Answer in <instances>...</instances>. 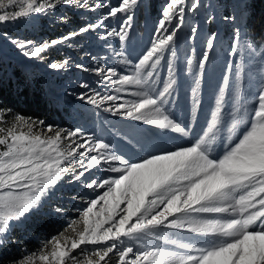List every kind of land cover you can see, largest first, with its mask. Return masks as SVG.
Returning <instances> with one entry per match:
<instances>
[{"label":"snow or ice","instance_id":"obj_1","mask_svg":"<svg viewBox=\"0 0 264 264\" xmlns=\"http://www.w3.org/2000/svg\"><path fill=\"white\" fill-rule=\"evenodd\" d=\"M59 2L73 4V0ZM138 2L139 0H120L118 6L111 7L107 16L98 23L80 27L78 32L64 36L63 40L101 27L103 20L108 17L129 13ZM17 3L18 0H0V10L6 6L15 7ZM184 4L185 0H170L163 10V18L159 21L158 28V31L168 34L157 36L152 46L135 65V74L124 75L116 81L117 83L134 84L141 88L148 83L153 71L145 73L144 70H154L165 50L171 48L176 31H169L165 26L171 23L174 17H178V26L183 24ZM56 5L57 0H19V10L3 11L0 14V23L27 17L31 13L43 12L46 8L53 9ZM198 5L199 0H194L190 10H195ZM86 6L85 3L80 4V7ZM104 6L100 4L95 7ZM131 19L132 16L128 15L127 22ZM127 22L119 31L112 29L107 32V36H118L121 42L126 40L127 27L130 26ZM196 31L197 28L193 27L192 33L195 34ZM239 41L237 33L230 50L232 55L240 53L241 49L237 47ZM61 42L45 40L36 46L28 47L32 44L28 41L27 44H18V47L26 56L40 58L46 49ZM206 47L208 50L214 47V38L206 41ZM255 54L260 56L259 52ZM208 59V51L203 52L198 62L200 73L203 72ZM121 63L131 62L122 60ZM187 63L191 66L193 60L190 58ZM259 63L261 66L256 71L264 80V59ZM64 66L57 63L50 65L53 69ZM98 71L103 72L102 69ZM169 72L171 73V64ZM228 72H233L232 65H229ZM107 73L111 76L117 75L115 68H108ZM252 75L250 72L249 76ZM234 79L233 92L239 102L240 87L244 80L242 64L235 66ZM173 83L171 80L166 83L156 96L147 92L138 93L142 97L138 101L128 106L119 104L115 110H106L112 111L113 115H124L137 121L145 120L148 124L187 135L188 129L165 114L162 107ZM229 85L230 77L226 74L216 97L211 119L203 134L194 143L149 155L135 163H128L114 152L105 157L103 153L110 151L111 145L104 140L93 141L90 137L83 143H76L72 138L82 135L79 128L63 132L48 125L46 131L49 135L45 136L43 132L35 130V122L16 115L12 126L0 127V243H3V237L10 230L12 222L21 220L39 208L43 199L63 179L64 174L70 171L64 165L75 159L78 149H84L79 155L88 157L89 167L75 174L73 176L75 180H80L86 171L100 165L102 161L121 162L125 166L109 169L118 174L115 178L86 183L85 187L89 189L96 186L106 188V191L88 201V206L83 211L84 228L77 233L78 238L71 240L70 248L62 247L61 242L56 241L54 250L50 253L51 260L56 261V264H65L69 258L74 260L71 251L81 245H99L110 241V245L93 253L98 259L88 262L100 264L117 247L116 241H120L121 237L136 238L138 234L163 240L184 251L150 247L134 252L132 247H126L119 250L120 264H264V83L259 85L258 93L252 101L250 120L243 121L247 127L234 143H230L223 155L213 157L206 144L209 138L214 140L215 134L220 130L221 112ZM199 87L198 74L195 87L192 89L194 94ZM97 96L99 93L87 97V102L100 107L104 101L114 99L110 95H105L98 100ZM9 111L0 107V114ZM235 111H239V108ZM43 123L39 121V124ZM235 126L236 120L233 117V126L228 131L234 132ZM65 140L72 142L65 147L63 145ZM93 152L98 155H92ZM76 162L84 166L83 160ZM100 201L104 202L105 207L94 213L93 210ZM123 204H126V208H121ZM105 211L108 213L106 217L89 223L90 214L99 217ZM193 212L224 218H193L191 216ZM169 217L173 219L169 220ZM106 224L109 226L104 227ZM161 227L178 229L211 239L198 246L159 235L156 230ZM130 253L134 258L129 260ZM39 259L49 261L51 264L49 255H41ZM21 264H34V259L29 256L21 261Z\"/></svg>","mask_w":264,"mask_h":264},{"label":"rangeland","instance_id":"obj_2","mask_svg":"<svg viewBox=\"0 0 264 264\" xmlns=\"http://www.w3.org/2000/svg\"><path fill=\"white\" fill-rule=\"evenodd\" d=\"M105 1L107 4H105ZM193 2L194 0H185L182 25L178 26V17H174L171 23L166 24L165 27L169 31H176L174 42L170 49L165 50L160 63L154 70H144L145 73L147 71H153V76L148 78V83L143 88L134 84H119L116 81L120 80L124 75H134L135 65L152 46L157 36L168 34L163 31H158V28L159 21L163 18V10L170 3V0H156L154 15L150 14L147 17L146 15H142L140 20L138 19V4L129 13H120L113 17L115 25H119V27L122 26L120 25L121 23L127 22L128 15H131L132 19L130 26L127 27L128 35L126 40L121 42L118 36H112L104 43V50L106 52L105 64L98 62L100 57H104V54L101 55L96 50L95 55L92 57L90 55L86 56L87 52L85 51L83 53L84 60L81 58L80 62H75L66 53L64 55L66 59H61L58 62H54L52 58H48L47 53L59 51L62 47H66L68 40L64 41V36L55 38L54 40L62 42L46 49L40 58L28 57L18 47V44H27L28 41L32 42L28 47L36 46L45 40L49 42L53 41L45 39L47 37L45 33L48 30L44 28V24L47 25L46 27H49L55 24L56 21H65L66 16H63L62 11L54 8H46L43 12L31 13L27 17H20L15 20L0 23V61L3 58L11 57L13 59L12 62L15 64L12 65L13 71H19L18 73L24 75L31 83L39 80L45 90L41 95L49 102V105L54 106L55 109H60L63 115L83 105L81 103L83 101L81 97L86 98L87 95L84 93L86 92V87L81 86L83 79L84 81L86 79H95V89L91 96L99 93V96H97L98 100L105 95H110L114 98L113 100L104 101L98 108L100 113H104L100 118H95L96 114L94 111L90 114L91 110L85 104L86 115L89 119H85L84 121L77 118L73 121H70L71 119L62 120L61 116L55 113L53 115L51 114V117L42 120L44 122L42 125L39 124V121L31 120L36 123L35 130L43 132L47 136L49 135L46 131L48 125H51L54 130L59 129L63 132L79 128L81 129L82 135L72 138L76 143H83L90 137L93 141L104 140L111 145L110 151L103 153L105 157H108L114 152L117 155H121L128 163L139 162L149 155L160 154L165 151L174 150L179 146H189L194 143L203 134L211 119V113L215 108V100L219 95L223 77L228 74L230 77V85L226 91L225 104L221 112L220 130L215 134L216 138L214 140L209 138L206 144L211 156L219 157L223 155L227 147L230 146V143H234L247 127L243 121L250 120L253 107L252 101L258 93L259 85L264 83V80L261 79L259 72L256 71L261 66L259 63L260 60L252 63L250 59L248 67L244 69V80L240 87L239 102H237L233 92V85L235 84L234 73L235 66L241 64V57L238 54L232 55L230 53L231 47L228 50H226L225 46L224 48L222 46L221 48L218 47V45L220 46L221 39L217 34V27H213V25L217 20L215 15L216 9L229 5L231 17L228 20V25L232 30H236L239 26L238 12L241 9V3L237 0H199L198 7L195 10H190ZM79 3H85L87 6L80 7L79 5L78 9H74V11H77L83 19L86 18V21L89 20V15L95 17L93 21L97 23L103 17L107 16L111 7L118 6L120 0H82ZM100 4L105 6L95 7ZM80 9L84 10L85 13L88 12L89 15H82L84 12H81ZM16 10H19V0L15 7L6 6L5 9L0 10V14L3 11ZM123 25L125 24L123 23ZM59 27L60 25H58ZM193 27L197 28L195 34L192 33ZM99 29L100 27L96 31H99ZM70 34L71 32H69V36ZM209 38H214V47L211 50H208L206 47V41ZM131 42L132 44L129 45ZM205 51H208L209 59L205 64L203 72L200 73L198 62ZM219 55V64L223 62V65L228 66L220 71L213 70L215 63H218L214 60V56ZM190 58L193 60L191 66L187 63ZM226 59L227 61H225ZM122 60L130 61L131 63H121ZM52 63L64 64L65 66L63 68L53 69L50 67ZM169 64H171V73L169 72ZM208 65L210 66L208 67ZM229 65L233 66L232 73L228 72ZM2 68L5 71L6 68L4 66ZM108 68H115L117 75L111 76L108 74ZM101 69L103 72L98 71ZM250 72L253 73L252 76H249ZM40 73L42 74L41 78L37 77V74L40 75ZM98 74H101L100 79L96 81L97 78L95 77ZM198 74L200 87L194 94L192 89L195 87V80ZM10 76L13 77L14 74L11 73ZM170 80L174 81V83L162 107L165 114L188 129L187 135L177 133L171 129L158 127L155 124H148L145 120L137 121L124 115H113L112 111L106 110H115L119 104L128 106L138 101L142 98L138 93L147 92L149 95L156 96ZM196 101L199 102L196 103ZM236 108H239V111H235ZM70 114L71 117L74 116V114ZM110 117L115 118L111 120L109 119ZM233 117L236 120L235 131L229 132L228 129L233 126ZM14 121L15 119L10 118L6 124L4 121L0 127L8 128L12 126ZM71 142L65 140L63 145L67 147ZM80 151H84V149H78L75 159L69 160L64 165L70 171L64 174L63 179L43 199L39 208L32 211L36 215H45L50 224H73V229L65 232V234L54 230L46 236H34L33 244L30 246L31 248L23 249L16 258L10 262L1 264H21V261H24L29 256L33 257L34 264H49V261L39 259L41 255H49L51 264H56V261L51 260L50 255L54 250L56 241L59 240L62 247L70 248L71 240L78 238L77 233L84 228L83 211L88 206V201L95 198L98 194L102 195L106 191V188L102 189L96 186L89 189L85 187L86 183L92 180L102 182L104 179L115 178L118 174L111 172L109 169L111 167L123 168L125 166L121 162L109 161L105 163L102 161L100 165L91 167L90 171H86L85 176L81 177L80 180H75L73 178L75 174L84 171L85 167H89L87 165L88 157L80 156ZM91 154L98 155L95 152ZM77 160H83L84 166L82 167L78 164L76 162ZM66 191L73 193V200H65L69 199V196L72 195H69ZM56 203H63L65 206H59ZM42 204L45 205V208L42 207ZM66 204L71 207H66ZM102 207H105V205L103 201H100L93 210L94 213L99 212ZM121 208H126V204L121 205ZM107 215V211L99 217L90 214L89 223L92 224ZM191 216L193 218H224L194 212L191 213ZM26 219L28 221L31 220L30 217L28 219V216ZM171 219L173 217H169V220ZM108 226L107 224L104 225V227ZM156 231L163 237L177 239L198 246L205 244L206 241L211 239L172 228L161 227ZM65 240H67V245H65ZM214 242L218 243L219 241ZM110 243L109 241L99 245H81L79 248L71 251V257H74V260L69 258L65 264H88L89 261H95L98 258L93 253L110 245ZM116 244L117 247L100 264H120L119 250L126 247H132L134 252L143 251L150 247L184 251L163 240H157L145 234H138L136 238L121 237V240L116 241ZM133 258L130 253L128 259Z\"/></svg>","mask_w":264,"mask_h":264},{"label":"trees","instance_id":"obj_3","mask_svg":"<svg viewBox=\"0 0 264 264\" xmlns=\"http://www.w3.org/2000/svg\"><path fill=\"white\" fill-rule=\"evenodd\" d=\"M241 3V9L238 12L239 26L236 30H232L228 25V20L231 17V11L229 5L226 7H219L215 11L217 20L214 22V26L217 27V34L221 39L219 48H226L228 50L232 47L233 42L237 36L240 37V41L237 47L241 49L238 54L241 57V64L244 69L248 67L249 60L254 63L257 60L264 59V0H237ZM156 0H140L138 10V19H141L142 15L150 16L154 15ZM71 14L67 13V19L64 26L68 22V18ZM54 38V37H53ZM225 43V44H223ZM132 42L129 44L131 45ZM251 45V47H249ZM256 52L260 53V56H256ZM133 55V54H132ZM229 56V54H228ZM219 56H214L215 63L214 69L220 71L228 65L219 64ZM228 58V57H227ZM0 61V107L9 109V112L0 114V125L7 123L11 119H15L16 115H21L26 119L32 121H42L45 118L51 117L53 114L57 113L61 116L62 120L71 119L70 121L81 119H89L86 115V107L81 105L78 109L68 112L63 115L60 109H55L54 106L49 105V102L41 95L45 90L40 84V81H31L18 73L13 71L12 65L14 64L11 57H6ZM227 61V59L225 60ZM15 65V64H14ZM4 66L6 69L2 68ZM210 65H208L209 67ZM13 73L14 76L11 77L10 74ZM74 114L71 117V114ZM52 114V115H51ZM104 113H98L95 118H100ZM114 120V118H109ZM7 126V125H2ZM9 126V125H8ZM69 193V199L66 201L73 200V193ZM59 206H65L63 203H56ZM43 205V204H42ZM43 205L42 207H44ZM66 207L70 208L68 204ZM45 208V207H44ZM30 217V221H28ZM26 217L19 221H14L11 224L10 230L3 237V243H0V264L7 263L16 258L19 253L25 248H31L33 244L34 236H46L49 232L60 231V233L65 234V232L73 229V224L66 223H48L45 215H36L32 212ZM37 216V217H35ZM36 220V221H35Z\"/></svg>","mask_w":264,"mask_h":264},{"label":"built area","instance_id":"obj_4","mask_svg":"<svg viewBox=\"0 0 264 264\" xmlns=\"http://www.w3.org/2000/svg\"><path fill=\"white\" fill-rule=\"evenodd\" d=\"M82 0H73L72 5H66L61 2H57V5L54 9L58 11H62L63 16H66L67 19V13L69 12L71 15L68 18V22L63 26L62 23H65V21L58 22L56 21L55 24L46 27L44 23V28L48 30L45 34H47V37L45 39L49 40H54L55 38H60L62 36H69V32H78L80 26L84 27L88 24H96L95 21H93V16H90L88 12L85 13L84 10L80 9L82 15H89V20L86 21V18L83 19V17L79 16L77 11H74V9H78V6L80 5L79 2ZM79 3V4H78ZM96 4V3H95ZM105 4L107 2L105 1ZM100 21V20H99ZM98 21V22H99ZM80 22V23H79ZM97 22V23H98ZM85 23V24H84ZM125 24V22H123ZM121 23L120 25H123ZM127 24L130 25V22H127ZM58 25L60 27L58 28ZM103 26L100 27L99 31H96L97 28L91 29L88 32L78 34L76 36L71 37L68 39V42L66 44V47H62L61 50L55 51L52 53H47L48 58H52L54 62H58L61 59H66L64 58V55L66 53L69 54L68 56L74 60L75 62H80V59L83 58V53L86 51L87 55H90L92 57L95 55V50L99 52L101 55L104 54V57H100V60L98 62H102V64H105L106 59H105V50H104V43L106 42L107 39H110L111 37L107 36V32L111 31L112 29H116L117 31L120 30L121 27L119 25H115V20L113 17H108L107 19L103 20ZM54 37V38H53ZM100 75L98 74L95 78L96 81L100 79ZM37 77L41 78L42 74L40 75L37 74ZM83 83L82 85H87L86 87V92H84L86 95V98L84 97L83 101L81 102L83 105H87L91 110L98 108L96 105L89 104L87 102V97L91 96L93 93V90L95 89V79H84L82 80ZM75 104V103H74ZM73 104V105H74Z\"/></svg>","mask_w":264,"mask_h":264}]
</instances>
